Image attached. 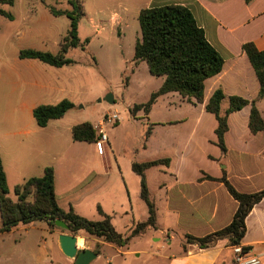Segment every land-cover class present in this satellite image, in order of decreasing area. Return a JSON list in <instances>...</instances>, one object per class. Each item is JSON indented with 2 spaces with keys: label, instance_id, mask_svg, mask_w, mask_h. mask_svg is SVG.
Returning <instances> with one entry per match:
<instances>
[{
  "label": "crops",
  "instance_id": "obj_1",
  "mask_svg": "<svg viewBox=\"0 0 264 264\" xmlns=\"http://www.w3.org/2000/svg\"><path fill=\"white\" fill-rule=\"evenodd\" d=\"M68 1L64 9L54 8L70 11ZM137 2L140 4L139 12L142 9L167 5L187 8L192 13L197 26L203 30L208 43L222 57L224 65L220 74L205 81L202 103H195L194 100L189 102L180 96L182 100H178L177 103L178 106L186 103L191 109L198 110L199 116L193 120L194 128L197 130L204 129L205 122L210 123L212 134L206 142L215 149V152L213 156L206 155V158L212 162L213 166L206 171L189 165L188 160L191 154L195 149L199 151L202 145H205V141L201 139L197 148V140L193 144L192 135H185L180 138L183 145L178 146L176 157L168 158L170 160L168 166H158L147 170L146 178L147 173L152 169H156L160 174L158 197L155 198L157 221L155 229H148L138 237H143L147 232H154L151 235L159 237L155 238L153 243L162 240L168 248L150 245L148 249L126 253H134L137 257L141 255L152 257L155 261L149 264H229L233 254L227 240L219 241L211 248L200 249L196 245L186 244L185 236L203 237L219 231L230 224L237 210V202L229 195L225 185L207 177L219 179L224 175L232 187L241 194H253L264 190V132L252 134L249 131L250 105L229 115L228 131L224 137L225 155L221 154L216 145L214 134L216 120L213 115L214 120H212L208 116L211 114L205 111L206 103L217 89H221L224 94L221 103L222 112L227 109L228 99L231 96L248 101L256 98L259 83L242 51V46L252 43L257 50L264 51V0H137ZM39 3V6H35L38 4L34 3L25 8L19 7L22 9L18 23L21 28L30 29L44 22L50 23L57 17H65L69 20L65 15L53 16L48 9L51 5L43 0H39ZM26 8L27 10L23 12ZM81 18H84L83 12ZM74 49L68 50L67 58L71 59L67 55ZM21 50L46 52L34 48H19L15 58L10 62V68L15 75H7L10 84L9 96L11 95L13 99L15 94L20 95L21 101L18 106L21 116L11 120L15 125L12 127L14 131L0 135V158L7 185L11 181L14 188L30 177L42 176L43 170L50 167L54 171L55 195L60 208L65 211L71 208L81 217L91 221H101L103 217L98 212L100 208L103 214L110 217L116 232L123 237H128L136 224L144 222L141 221L144 218L141 208L136 212L130 199L127 203L118 201L117 198L104 196L102 203L99 201L93 203L96 209L92 210L91 200L86 203L84 201L88 196H94L101 191L102 183L87 185L90 182L86 181L84 184L81 183L78 190L69 185L74 161L86 156L89 151L98 157H103L105 152L99 155L94 143H88L91 147L88 149L80 146L85 142L73 141L72 128L76 125L64 127L59 124L64 116L50 121L43 128L39 127L33 118V110L36 107L53 106L64 100L61 96L69 90L64 88L63 79L58 77L55 69H59L60 73L65 70L69 72L73 64L56 68L35 59H19L18 54ZM58 51L59 48L56 53L51 54H57ZM256 106L264 118V99L259 100ZM98 123H93L92 126ZM180 123H187V119ZM109 169L102 171V174L109 175L111 171ZM60 173L65 176L59 177ZM61 178L67 179L68 187L59 191L60 183L61 187H66L62 184ZM20 226L30 225H18L9 233H3L0 236L11 234ZM245 228L241 246L256 254L260 264H264V200L256 204L246 217ZM62 234L68 235L67 232L60 230L56 233L55 241V247L60 255L63 254L58 245V237ZM82 240L85 246L80 249L77 245L79 250L93 251L96 245H100V255L97 258L107 249L120 248L89 236ZM177 240L179 250L171 252L170 246ZM46 261V256L40 252L32 264H46ZM0 264L14 263L2 262L0 258ZM68 264H74V261L69 259Z\"/></svg>",
  "mask_w": 264,
  "mask_h": 264
},
{
  "label": "rangeland",
  "instance_id": "obj_2",
  "mask_svg": "<svg viewBox=\"0 0 264 264\" xmlns=\"http://www.w3.org/2000/svg\"><path fill=\"white\" fill-rule=\"evenodd\" d=\"M43 1L57 9H64L67 0ZM79 1L84 18H81L78 23L79 46L67 55L74 60L72 69L62 73L59 69H55L58 77L63 79L64 88L69 90L61 97L73 104V108L64 115L59 124L64 127L84 122L93 125L107 113L113 112L119 114L120 120L114 125L106 124L104 127L107 143L103 157L93 155L89 151L86 156L74 161L69 185L78 190L81 183L84 184L86 181L90 182L86 183L87 185L102 183V190L94 196H88L84 201L86 203L91 200L92 210L96 209L93 203L95 201L102 203L104 196L117 198L118 201L127 203L130 199L136 212L142 209L144 218L141 221H145L147 209L139 197V177L132 172L131 164L160 158L173 159L176 157L178 146L183 145L180 138L192 135L193 144L196 140L198 142L197 148L201 139L205 141V145H202L199 151L195 149L188 163L190 166L208 171L213 164L206 155L213 156L215 152V149L206 142L212 134L211 126L209 122H205L204 129L194 128L193 120L199 116L198 110L191 109L186 103L178 106V100L182 99L174 93L159 97L148 115L142 110L135 115L131 114L130 110L135 105L146 103L163 81L162 77L151 76L145 63H140L138 66L133 63L134 44L140 37L137 19L140 4L137 0ZM34 3L38 4L39 0H15L12 6H0L4 12L11 15V19L0 15V135L14 131L12 127L15 125L11 120L21 116L18 106L21 101L20 95L15 94V97L11 99L7 78L8 74L15 75L10 68V62L15 58L18 49L34 48L56 53L61 39L69 30V20L65 17H57L53 22H44L30 29L21 28L18 23L22 9L19 7L25 8ZM25 10L27 8L23 9V12ZM86 40L87 43H85ZM109 96L113 99L112 104L105 101ZM208 116L214 120L212 115ZM184 119H187V123H180ZM149 128L151 130L148 134ZM80 146L91 148L86 142ZM107 168L111 170L109 175L102 174V171ZM58 175L65 176L62 173ZM159 176L158 171L152 169L147 173L146 178L148 190L154 202L158 197ZM61 181L66 187H61L60 183L59 191L68 187L67 179L61 178ZM7 187L10 198L14 199L11 181ZM60 230L41 221L27 227L20 226L11 234L1 235V261L32 264L35 257L42 252L47 258L46 264L58 262L68 264L69 259L60 255L55 247L56 233ZM152 233L147 232L143 237H134L127 245L118 249H107L90 264L154 262L152 257L146 255L137 257L134 253H126L148 249L150 245L164 246L167 249L168 246L162 240L153 243L159 236L151 235ZM68 235L71 234L68 233ZM76 236L81 239L86 237L83 234ZM83 246H85L84 241L79 248ZM178 250L177 240L171 244L170 251Z\"/></svg>",
  "mask_w": 264,
  "mask_h": 264
},
{
  "label": "trees",
  "instance_id": "obj_3",
  "mask_svg": "<svg viewBox=\"0 0 264 264\" xmlns=\"http://www.w3.org/2000/svg\"><path fill=\"white\" fill-rule=\"evenodd\" d=\"M15 0H0V6H12ZM70 11L56 10L48 6L53 16L65 15L69 18V30L61 40L57 54L35 50H21L19 59H35L52 67L60 68L74 63L66 57L69 49L79 46L77 34L78 23L82 17L79 0H69ZM0 15L11 19L0 8ZM140 37L136 39L133 50V63L138 66L145 63L149 74L153 77H162L160 87L153 92L144 104L135 105L131 114L138 111L149 114L156 100L164 95L175 93L187 101L194 100L202 103L204 98L205 81L221 73L224 65L222 57L208 43L205 34L195 22L192 13L179 5H167L142 9L138 14ZM87 43V40L85 41ZM259 83L258 94L255 99L248 101L237 96L228 99V107L222 112L221 103L224 94L221 89L213 92L205 105V111L216 120L214 130L216 145L222 155L226 154L224 142L228 131V117L231 113L242 110L250 105L248 128L252 134L264 132V118L258 110L256 103L264 99V51H259L252 43L242 46ZM73 108V104L64 99L53 106H38L33 110L36 124L43 128L50 121L61 119ZM150 133V128L147 130ZM72 139L75 142L94 143L96 135L92 124L81 123L72 128ZM170 160L155 159L142 163H132V172L139 177L140 199L146 206L148 217L146 221L136 224L128 237L116 232L111 224L110 217L103 214L101 221H91L77 215L71 208L67 211L57 204L54 187V171L48 167L43 170L42 176L30 177L13 188L15 200L10 198L6 176L0 158V234L9 233L18 225H31L45 221L51 227L55 222L61 221L67 226L69 234L76 236L93 237L104 243L122 247L129 240L145 233L148 229L156 228V205L151 198L146 183V171L158 167L168 166ZM213 181L222 182L229 195L237 202V210L232 221L225 228L205 235L203 237L185 236V243L196 245L200 249H208L217 242L227 240L230 246L241 244L245 235V219L260 201L264 200V190L253 194L238 193L223 175L219 179L207 177ZM93 252L100 255V245H96Z\"/></svg>",
  "mask_w": 264,
  "mask_h": 264
},
{
  "label": "built area",
  "instance_id": "obj_4",
  "mask_svg": "<svg viewBox=\"0 0 264 264\" xmlns=\"http://www.w3.org/2000/svg\"><path fill=\"white\" fill-rule=\"evenodd\" d=\"M120 120L119 114L117 112L107 113L98 124L93 126V130L96 135V140L94 146L96 152L102 155L105 152V145L107 143V136L104 131V126L114 125ZM233 258L229 264H260L259 257L252 253L250 250L245 249L241 244L231 246Z\"/></svg>",
  "mask_w": 264,
  "mask_h": 264
},
{
  "label": "water",
  "instance_id": "obj_5",
  "mask_svg": "<svg viewBox=\"0 0 264 264\" xmlns=\"http://www.w3.org/2000/svg\"><path fill=\"white\" fill-rule=\"evenodd\" d=\"M108 103L112 104L113 99L111 96L105 99ZM56 227L67 230V226L61 221L55 222ZM58 245L62 254L74 261V264H90V262L97 258V255L88 249L79 250L77 247V237L73 235L62 234L58 237Z\"/></svg>",
  "mask_w": 264,
  "mask_h": 264
},
{
  "label": "bare ground",
  "instance_id": "obj_6",
  "mask_svg": "<svg viewBox=\"0 0 264 264\" xmlns=\"http://www.w3.org/2000/svg\"><path fill=\"white\" fill-rule=\"evenodd\" d=\"M82 244H83V240L81 238H78L77 239V245L82 246Z\"/></svg>",
  "mask_w": 264,
  "mask_h": 264
}]
</instances>
